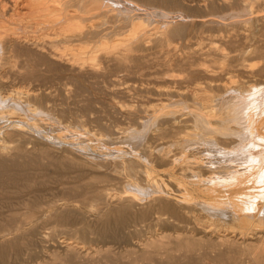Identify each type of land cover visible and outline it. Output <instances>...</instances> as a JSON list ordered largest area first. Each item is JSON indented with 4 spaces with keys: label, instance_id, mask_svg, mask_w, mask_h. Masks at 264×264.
Segmentation results:
<instances>
[{
    "label": "bare ground",
    "instance_id": "obj_1",
    "mask_svg": "<svg viewBox=\"0 0 264 264\" xmlns=\"http://www.w3.org/2000/svg\"><path fill=\"white\" fill-rule=\"evenodd\" d=\"M0 264H264V0H0Z\"/></svg>",
    "mask_w": 264,
    "mask_h": 264
}]
</instances>
